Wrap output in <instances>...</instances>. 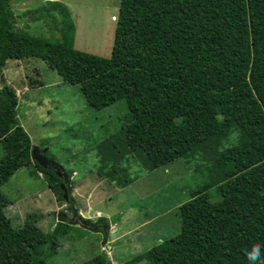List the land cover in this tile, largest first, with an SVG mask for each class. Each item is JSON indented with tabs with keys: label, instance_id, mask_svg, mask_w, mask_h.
Masks as SVG:
<instances>
[{
	"label": "trees",
	"instance_id": "trees-1",
	"mask_svg": "<svg viewBox=\"0 0 264 264\" xmlns=\"http://www.w3.org/2000/svg\"><path fill=\"white\" fill-rule=\"evenodd\" d=\"M49 5L62 15L60 41L15 29L10 0H0V142L21 131L0 159V188L32 161L3 70L11 60L41 59L79 87L94 111L125 101L122 135L97 145L101 167L110 164L111 175L127 155L148 173L196 155L210 164L209 181L178 208L179 232L131 263L250 264L246 251L264 244V0H120L109 58L75 49L67 7L57 0ZM232 130L239 132L237 143L222 149ZM33 164L73 213L78 206L64 200L55 171ZM125 180L118 185L133 183ZM8 203L0 192V264H46L59 237L77 225L107 232L104 218L93 223L74 214L72 220L62 211L50 233L36 225L42 217L36 214L14 228L5 214ZM82 264L110 263L99 255Z\"/></svg>",
	"mask_w": 264,
	"mask_h": 264
},
{
	"label": "rangeland",
	"instance_id": "rangeland-1",
	"mask_svg": "<svg viewBox=\"0 0 264 264\" xmlns=\"http://www.w3.org/2000/svg\"><path fill=\"white\" fill-rule=\"evenodd\" d=\"M52 1L56 0H10V8L16 19L15 29L51 42L60 41L62 15L58 9L51 10L49 4ZM57 1L67 7L75 27L74 48L109 58L120 0ZM40 16L41 18L37 19ZM3 74L5 84L15 90L18 101L17 117L20 126L31 140L29 144L44 152L51 163L61 166L66 175H86V184L93 187L90 195L91 199L93 196L92 201L97 203L98 196L105 198L107 195H113L112 186L105 183L118 185L117 179L125 185V179L134 182L130 186L131 189L129 187L127 191L122 190L114 194L111 202H98L97 208L102 212L108 211L109 215L113 214L115 221L118 218L115 216L121 208L129 204L134 210L129 213L130 220L126 222L125 227L140 222L142 224L131 229L128 234L124 231L126 234L123 233L125 236L118 244H113L115 235L109 234L111 230L116 229L115 224L102 225L107 227L108 233H100L99 240L91 239L96 232L87 230L82 225L74 226L67 235L59 237L56 253L47 259L46 264H82L99 256L98 253L104 255V251H107L108 259H114V248L117 253H120L119 250L123 253L127 239L130 241L127 257L144 252L139 255L142 256L149 246L160 241L163 243L179 232V206L190 199L192 190L209 181L210 164L201 155H196L188 163L178 159L151 173L143 170L131 155H127L117 164L116 173L110 174V164L97 171L101 166L98 158L100 156L97 155L98 143L122 135L123 117L129 112L125 101L120 100L101 111H94L86 104L79 87L65 83L55 70L37 58L8 61ZM30 81H40L43 86L33 88ZM19 136L21 131L16 129L7 144L0 142V159L17 145ZM238 138L239 132L232 130L223 140L221 148L235 145ZM23 141L25 150L29 145L27 139L23 138ZM74 181L80 183L75 177L69 182L72 199L78 206L72 213L67 204L57 201L45 178L37 172L31 161L29 168H20L0 188V192L9 201L5 208L6 217L11 220L14 228H20L28 215L42 216L36 225L44 232L50 233L61 211L67 215V219L73 220L75 215L81 216L77 203L80 202L81 205V199L77 197V184ZM209 194L213 201L219 199L215 189H210ZM90 202L88 198L87 204ZM152 217L155 218L150 219ZM98 220L91 221L96 223ZM80 234H87L88 238L80 239ZM135 242L137 245H132ZM129 264L133 263L130 261Z\"/></svg>",
	"mask_w": 264,
	"mask_h": 264
},
{
	"label": "crops",
	"instance_id": "crops-1",
	"mask_svg": "<svg viewBox=\"0 0 264 264\" xmlns=\"http://www.w3.org/2000/svg\"><path fill=\"white\" fill-rule=\"evenodd\" d=\"M41 18V16L40 17H38L37 19H40ZM28 135V134H27ZM29 137V136H28ZM30 139V138H29ZM31 141V140H30ZM99 158V157H98ZM98 161H99V159H98ZM99 164L100 165H102L101 163H100V161H99ZM101 167V166H100ZM100 167L97 169V171L100 169ZM24 168V167H23ZM96 171V172H97ZM74 175H71V176H69V177H71L70 179L72 180V179H74V177H75V179L77 180V181H80V183H77L76 181H74V182H76V187H77V197L79 198V199H81L80 201H81V205H80V202H77L78 203V205H79V214L82 216V217H85L86 219H90V220H98L100 217H106V219L107 220H109L108 221V224L109 225H113V224H115L116 225V229L114 228V231H112L111 230V232L109 233L110 234V236H112V234H114L115 235V242L113 243V244H118L119 243V241L121 240V238L123 237V236H125L123 233H129V231L131 230V229H134L136 226H138V225H140V224H142V222H140V224H131V225H129V226H127V227H125V224H126V222L127 221H129L130 220V215H129V213L132 211V210H134V208L132 207V206H129V204H126L127 206H124V207H122L121 208V210L119 211V213H118V215L117 216H115V217H118L117 218V220H113V217L114 216H112L113 214H111V215H109V213H108V211H106V210H104V211H106V212H102V210H100V209H98L97 207H98V205H97V203L98 202H101V201H103V200H105V201H107V202H111L112 201V197H113V195L114 194H117V193H120V192H122V190H128V188L134 183H131V184H129L128 186H126V187H120V186H118V185H116V184H112V185H109V184H107V183H105V185H108V186H112V193H113V195L111 196V197H109V195H107V196H105V198H103L102 196L100 197V196H98L97 197V203H95V201H92L93 200V196H92V199L90 198V195H91V192H92V189H93V187L90 185H88V184H86V175L85 176H80L79 174H77V173H73ZM76 174V175H75ZM129 189H131V187L129 188ZM50 190V189H49ZM72 190V189H71ZM121 190V191H120ZM126 190V191H127ZM101 195V194H100ZM103 195V194H102ZM90 199V204L88 205L87 204V199ZM94 198H96L95 196H94ZM153 218H155V217H152V218H150V219H153ZM142 221V220H141ZM144 222H145V220H143ZM148 221V220H147ZM56 222H57V220H56ZM125 231V232H124ZM125 233V234H126ZM100 236H101V234L100 233H94V235H92V237H91V239H100ZM79 238L81 239H83V240H86L87 238H88V235L87 234H85V235H83L82 236V234H80L79 235ZM157 241H159V240H157ZM110 243H111V241H109ZM130 241L127 239L125 242H124V245H125V249H124V252L122 253L121 252V250H119L120 251V253H117L116 252V248H114V259L112 258V259H108L107 258V251H104L105 253H103L104 255H102L101 253H98V254H100V255H102V256H104L105 257V259H106V261H108V262H110V264H129L130 263V261L132 260V259H134V258H136V257H138L141 253H144V252H139V253H136L135 255H134V257H127L128 256V254L126 253L127 251H130V247H129V243ZM112 244V243H111ZM137 245L136 244V242L135 243H132V245ZM161 244V241L160 242H156L155 243V245H151V246H149L148 247V249H147V251L145 252V253H149V252H151V251H153L154 250V248L155 247H157L158 245H160ZM115 246H117V245H115ZM128 248V249H127ZM86 249H88V247H86ZM92 249L94 250V248L92 247ZM127 249V250H126ZM126 254V255H125ZM121 255H124V256H126V257H121ZM109 257V256H108ZM111 258V257H110ZM110 260H112V261H110ZM142 262H140V261H138L136 264H149L148 262H147V260L146 259H143V260H141Z\"/></svg>",
	"mask_w": 264,
	"mask_h": 264
},
{
	"label": "water",
	"instance_id": "water-1",
	"mask_svg": "<svg viewBox=\"0 0 264 264\" xmlns=\"http://www.w3.org/2000/svg\"><path fill=\"white\" fill-rule=\"evenodd\" d=\"M30 158L33 162H36L41 168L43 169L52 168L55 171V175H57L58 178H63V183L60 184V189L63 192L64 200L66 202L69 201V199L72 198V190L69 185L70 177L60 171L62 167L51 163L45 157L44 152H40V150L35 145H31L30 147Z\"/></svg>",
	"mask_w": 264,
	"mask_h": 264
},
{
	"label": "clouds",
	"instance_id": "clouds-1",
	"mask_svg": "<svg viewBox=\"0 0 264 264\" xmlns=\"http://www.w3.org/2000/svg\"><path fill=\"white\" fill-rule=\"evenodd\" d=\"M250 264H264V244H253L245 253Z\"/></svg>",
	"mask_w": 264,
	"mask_h": 264
},
{
	"label": "flooded vegetation",
	"instance_id": "flooded-vegetation-1",
	"mask_svg": "<svg viewBox=\"0 0 264 264\" xmlns=\"http://www.w3.org/2000/svg\"><path fill=\"white\" fill-rule=\"evenodd\" d=\"M68 176V175H67ZM62 180V183H63V178H60Z\"/></svg>",
	"mask_w": 264,
	"mask_h": 264
}]
</instances>
